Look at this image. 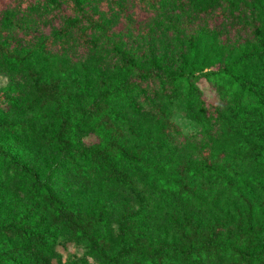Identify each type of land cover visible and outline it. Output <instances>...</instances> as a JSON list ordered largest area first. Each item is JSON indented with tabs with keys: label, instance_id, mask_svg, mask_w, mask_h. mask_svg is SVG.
Wrapping results in <instances>:
<instances>
[{
	"label": "rangeland",
	"instance_id": "1",
	"mask_svg": "<svg viewBox=\"0 0 264 264\" xmlns=\"http://www.w3.org/2000/svg\"><path fill=\"white\" fill-rule=\"evenodd\" d=\"M27 1L33 2L31 8H26ZM232 2V9L221 18L226 4L214 0L191 4L181 0H82L153 80L139 85L133 97L120 103L126 147L136 154L158 145L152 148V160L172 170L197 164L204 151L232 167L231 187L213 190L208 198L211 207L200 211L152 189V174L146 175L140 165L125 164L139 188L148 192V204L84 165L65 162L55 148L44 144L42 136L52 126L49 113L53 111L26 107L33 77L62 83L71 99L68 112L75 123L86 107L82 88L95 91L101 82L117 84L135 76L122 71L112 47L94 45L91 37L84 39L85 27L73 29L78 18L70 0L44 4L40 0H0V45L27 59L20 64L0 52V95L5 98L0 104V124L26 126L25 133L0 132V148L15 163L50 182L74 210L101 218L100 229L118 252L125 248L119 227L126 210L136 214L143 208L145 216L133 228L159 243L174 239V218L182 222L193 216L208 225L236 219L245 208L243 198H250L256 211L264 203L263 111L258 98L254 106L242 99L234 75L264 87V69L236 65L256 44L252 33L264 22V0ZM199 97L210 107L223 111L231 107L226 120L220 123L211 108L202 110ZM160 111L170 117L180 135L167 132ZM227 121L233 123L231 127ZM83 142L94 145L97 139L90 135ZM14 165L0 161V225L23 223L45 234L46 247L38 251L47 264H102L84 246L76 245L72 236L51 227L49 213L33 199L30 183L21 170L15 172ZM23 246L9 242L0 253L16 255L17 264H35L25 259Z\"/></svg>",
	"mask_w": 264,
	"mask_h": 264
},
{
	"label": "trees",
	"instance_id": "2",
	"mask_svg": "<svg viewBox=\"0 0 264 264\" xmlns=\"http://www.w3.org/2000/svg\"><path fill=\"white\" fill-rule=\"evenodd\" d=\"M181 1L190 4L193 2ZM214 2L226 4L225 11L219 14L221 18L233 6L232 0ZM32 3L27 1L26 8H31ZM40 3H49V0H40ZM69 5L78 18L73 23V29L80 31V27H85L82 33L84 39L91 37L94 45L104 43L105 46L112 47L122 71L133 74L135 78L125 79L117 84L101 82L95 91L82 88L81 99L86 107L79 111V118L73 123L68 112L71 99L62 83L56 80L42 82L33 77L26 107L29 110L53 111L49 113L52 126L42 136L44 144L55 148L65 162L84 165L96 176L125 189L142 204L149 203L148 192L140 189L134 177L129 175L125 166L127 163L142 166L148 176L149 173L152 174L149 180L152 189L173 195L200 211L210 208L212 204L208 198L211 192L216 188L231 187L232 167L221 164L209 151L201 153L197 164H183L176 170L155 164V160H152V148H159L158 145L142 148L133 154L123 142L124 133L120 123L124 116L120 103L133 97L139 85L151 84V75L117 41L111 28L83 6L82 0H70ZM62 35L65 36L66 32ZM252 38L256 44L244 57L238 59L236 65L252 69L259 66L264 69V22L255 27ZM0 52H6L8 59L20 64L27 60L26 57L19 58L9 53L2 45ZM234 75L241 86L242 99L251 106L259 99L263 111L261 114L264 116V87L239 74ZM172 80L174 79L171 78L170 83ZM198 100L201 109L207 111V108H211L220 123V119L226 120L231 111V107L223 111L219 106H207L200 97ZM3 101L5 98L0 95V104ZM233 108L238 107L234 105ZM159 113L167 132L180 135L179 128L170 117L165 112ZM227 124L231 127L233 123L227 121ZM25 129L24 125L0 124V132L25 133ZM90 135L97 139L94 145L83 142V138ZM262 138L264 140V132ZM0 161L15 164L16 173L21 170L22 177L31 185L33 199L49 213L51 227L72 236L76 245L84 246L102 264H264V203L256 211L250 198H243L245 208L237 213L236 219L229 217L224 222L216 221L208 225L201 224L193 216L185 217L182 222L174 218V239L159 243L147 239L133 228L135 221L145 216L144 209L136 214L126 210L121 216L119 227L125 248L118 252L109 236L101 231V218L97 219L91 214L83 215L74 210L54 191L50 182L42 180L20 163H15L3 148H0ZM15 241L24 245L21 252L25 254V259L35 264H47L38 251V248L46 247L45 234L38 233L32 226L23 223L0 225V249H7L9 242ZM17 261L16 255L10 252L0 253V264H17Z\"/></svg>",
	"mask_w": 264,
	"mask_h": 264
}]
</instances>
